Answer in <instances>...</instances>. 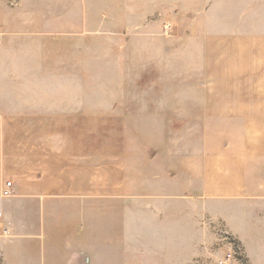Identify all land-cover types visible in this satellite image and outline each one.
<instances>
[{
    "label": "rangeland",
    "instance_id": "rangeland-1",
    "mask_svg": "<svg viewBox=\"0 0 264 264\" xmlns=\"http://www.w3.org/2000/svg\"><path fill=\"white\" fill-rule=\"evenodd\" d=\"M22 155L123 264H264V0H0L1 187Z\"/></svg>",
    "mask_w": 264,
    "mask_h": 264
},
{
    "label": "crops",
    "instance_id": "crops-1",
    "mask_svg": "<svg viewBox=\"0 0 264 264\" xmlns=\"http://www.w3.org/2000/svg\"><path fill=\"white\" fill-rule=\"evenodd\" d=\"M35 162V157L21 156V179L13 177L10 182L14 194L0 199L2 222L10 232L13 227L19 237L9 243L0 239L3 264H123L124 210L121 218L116 217L115 225L94 223L93 209L83 202L89 198L88 193L76 187L69 192L51 191L49 180L32 175L37 169ZM15 171L11 168L6 172L14 175ZM2 184L0 177L3 189Z\"/></svg>",
    "mask_w": 264,
    "mask_h": 264
},
{
    "label": "built area",
    "instance_id": "built-area-1",
    "mask_svg": "<svg viewBox=\"0 0 264 264\" xmlns=\"http://www.w3.org/2000/svg\"><path fill=\"white\" fill-rule=\"evenodd\" d=\"M164 28L167 29V26H165ZM10 188H11V183L10 182L5 183V187L2 190L3 196L8 197L11 194ZM0 216H1V214H0ZM9 231H10V227L7 226L5 229V233L6 234L9 233ZM230 259H231V255L228 254V255L224 256L223 259H220L217 262V264H227L230 261Z\"/></svg>",
    "mask_w": 264,
    "mask_h": 264
}]
</instances>
